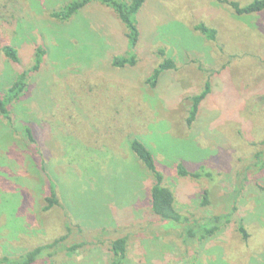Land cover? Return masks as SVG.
I'll return each instance as SVG.
<instances>
[{"label": "rangeland", "instance_id": "374dc122", "mask_svg": "<svg viewBox=\"0 0 264 264\" xmlns=\"http://www.w3.org/2000/svg\"><path fill=\"white\" fill-rule=\"evenodd\" d=\"M70 1L0 0V48L9 44L20 58L17 66L0 54V99L44 51L8 105L12 123L0 117V258L63 238L35 264H110V241L125 237L120 264H264V10L145 0L131 50L125 25L100 0L54 18ZM131 55L135 66L112 65ZM164 58L175 67L151 87ZM207 83L189 125L191 99ZM132 139L151 152L181 223L150 212L153 177ZM180 164L211 176H180ZM50 192L58 204L46 210ZM214 223L201 238V226Z\"/></svg>", "mask_w": 264, "mask_h": 264}, {"label": "trees", "instance_id": "16d2710c", "mask_svg": "<svg viewBox=\"0 0 264 264\" xmlns=\"http://www.w3.org/2000/svg\"><path fill=\"white\" fill-rule=\"evenodd\" d=\"M93 0H71L67 5H65L60 11L52 13L54 18H59L61 20H67L73 16L77 11L86 7ZM104 5L112 8L118 15L121 22L125 25L126 33L125 36L128 40L131 50H135L139 41V31L134 19V16L141 9L145 0H130L125 3L118 0H100ZM221 1V0H220ZM222 2V1H221ZM224 3H227L236 14H253L259 13L264 10V0H254L251 3L241 6L236 1L224 0ZM197 29L211 40L215 39V30L208 28L207 26L200 24L197 26ZM3 53L7 59L10 60L12 64L20 65V58L18 56L17 49L8 45H4L0 48V54ZM44 51L38 50V56L34 66L28 70H22L18 73L16 80L7 90L4 100L0 99V117L6 124H11L10 110L8 105L18 99V97L24 92L26 88V77L28 72H33L38 70L41 57L43 56ZM161 55H164L162 51H159ZM165 56V55H164ZM136 58L134 55L130 57H119L115 56L112 59V65L117 68H123L126 66H135ZM175 67L174 62L171 59L164 58L163 61L158 65L157 68L153 70L151 77L148 79L147 83L154 87L161 73L166 71H171ZM209 92V84L205 85L204 91L192 97L191 110L187 123L190 125L196 118L198 113L199 105ZM1 98V97H0ZM24 132L27 135L26 138L29 142L34 143V139L31 135L30 129L25 127ZM129 148L131 152L141 161L144 167L150 172L153 177V184L150 188V198H149V207L150 212L159 217V219L164 221H171L174 223H181L183 217L175 209V197L172 191L163 184V175L156 167V163L151 152L145 147V145L138 139H132L129 142ZM204 169L200 168L196 172H188L180 164L177 166V173L180 176H190L192 178H199ZM204 176L206 178L210 177L209 172L204 171ZM207 199V191H204V201ZM47 205L46 210L50 209L54 205L58 204L56 194L50 192V196L46 198ZM223 217H215V223H219ZM215 223L211 227L201 226V238H204L207 234H211L213 230L217 229ZM239 231L243 237L247 238V233L242 226L239 227ZM63 238L53 241L49 244L39 245L32 247L22 252L20 255L13 256L10 253L2 254L0 258V264H35L37 261H46L50 259L53 255L49 254V251L56 247ZM126 242L125 237H117L110 241V249L113 253V259L110 264H120L125 258L126 254ZM77 246H72L67 250L68 253L73 252ZM67 254V253H66ZM69 255V254H67ZM46 258V259H45Z\"/></svg>", "mask_w": 264, "mask_h": 264}]
</instances>
